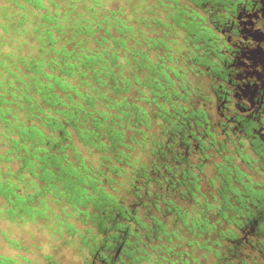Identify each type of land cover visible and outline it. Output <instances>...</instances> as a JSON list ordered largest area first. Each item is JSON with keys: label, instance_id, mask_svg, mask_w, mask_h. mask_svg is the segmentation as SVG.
Here are the masks:
<instances>
[{"label": "trees", "instance_id": "obj_1", "mask_svg": "<svg viewBox=\"0 0 264 264\" xmlns=\"http://www.w3.org/2000/svg\"><path fill=\"white\" fill-rule=\"evenodd\" d=\"M25 1L36 10H45L39 21L33 23V30L44 25L40 32L53 56L19 57L14 69L4 66L0 72V125L7 131L4 135L7 149L1 160L15 159L18 173L26 172L42 182L34 192L21 194L15 183L0 179V195L7 202L8 216L31 220L43 213L44 201H40V206L32 204L37 197L63 198L88 225L85 229L88 235L82 237V242L89 246V253L106 264H154L157 262L154 259L186 258L184 254H190L178 250L180 229L201 237L217 223H232L240 230L246 223L257 238H262L250 242V249L264 260V191H256L236 170L218 165L215 192L210 201H201L198 195L204 194L190 170L165 167L166 180L162 179L166 190L176 191L182 186L179 196L190 208L151 194L147 189L148 170L143 164L131 171L135 179L143 180L134 189V203L126 205L113 193L114 177L121 170L118 164L134 167L131 160L134 145L142 147L147 142L145 129L150 117L146 105H154V116L164 121L167 126L164 133L169 139L184 136L187 128L203 124L200 112L176 104L185 95L175 63L176 31L180 26L188 33L196 28L187 9H180L178 0H153L150 14L161 30L157 37L145 39L146 49L127 46L125 36L132 27L121 22L117 31L122 37L111 38L110 48L87 51L80 46L70 50L65 44L56 46L52 31L61 28L58 13L48 12L43 0ZM157 8L166 13L161 17L156 14ZM22 18L21 23L25 16ZM119 49L129 55L121 58ZM127 64L128 76L118 70ZM11 104L25 110L26 122H18L15 114L13 120L9 118ZM259 124L264 131V119ZM127 131L131 134L126 135ZM80 147L97 154V165L86 162ZM153 148V153L160 155L162 144L154 142ZM258 158L262 159L260 168L264 170V141L259 138ZM178 161L176 158L175 162ZM163 166V163L151 165L162 176ZM23 175L16 177L22 179ZM140 189L148 195V202L141 199ZM150 211L153 213L148 214ZM158 213L170 217L171 223L160 219ZM210 213L214 222L209 220ZM217 235L234 246L226 248V252L214 245L206 246L217 259L214 264H261L256 258L231 259L242 253L237 246L241 237L235 232L221 229ZM214 243L221 245L216 240ZM0 264L15 262L1 259ZM196 264L204 263L196 261Z\"/></svg>", "mask_w": 264, "mask_h": 264}, {"label": "flooded vegetation", "instance_id": "obj_2", "mask_svg": "<svg viewBox=\"0 0 264 264\" xmlns=\"http://www.w3.org/2000/svg\"><path fill=\"white\" fill-rule=\"evenodd\" d=\"M178 2L180 9H187L191 14L189 19L193 20L196 28L188 33L180 26L176 31L175 63L185 86L183 92L185 95L177 99L176 104L188 111L200 112L204 121L198 128H187L184 136L178 135L169 139L164 133L167 130L164 121L154 116V105H144L150 117L149 126L145 129L147 142L142 147L134 145L131 152L134 167L122 162L118 164L121 170L114 177L113 193L126 205L134 203L136 199L134 189L143 183L141 178L135 179L131 172L132 168L135 169L141 164L148 170V191L151 194L156 193L165 196L164 198L173 199L184 208L190 207L186 204V200H182L179 196L182 186L176 191L165 188L166 177L163 170L167 166L190 170L197 179L199 191L204 194L198 195L201 201L204 199L210 201L215 192L216 184L218 185V165L242 173L244 182L256 191H264V170L260 168L262 159L258 158V138L264 141L263 127L259 124L261 119H264L262 107L264 105V0H178ZM161 12L166 13L163 9ZM153 55L154 53L151 54ZM125 66L129 68L128 64L122 67ZM122 67L118 69L121 70ZM130 134L131 132H126V135ZM154 142L162 144L160 155L153 153ZM176 158L179 159L178 162H175ZM157 163L164 165L161 170L163 176L152 170L151 165ZM230 174L234 175V173ZM123 176H126V189L120 194L119 179ZM139 193L141 199L148 202L146 192L140 189ZM127 196H131V202L125 201ZM137 211L142 213L140 208ZM151 213L153 211L148 214ZM157 215L160 219L171 223L170 217L162 213ZM209 220L210 222L215 220L211 213ZM80 222L86 234L79 237L80 248L85 251L84 259H90L88 264H95V261L106 264L99 256L90 254L89 246L82 242V237L88 235L85 231L88 225L81 220ZM243 226L240 230L232 223H217L210 232L201 234V237L180 229L182 238L178 250H185L190 255L184 254L187 259L184 257L154 259L157 260L154 264H196V261L214 264L217 259L209 253L206 246L214 245L224 252L227 251L226 248L234 246L217 235L221 229L231 230L241 237L237 246L242 253L232 256L231 259L256 258L258 262L264 264V260L259 255L256 257L257 252L250 249V242L261 241L262 238L256 237L251 226L246 223H243ZM69 228L75 229L73 225ZM73 232L75 231L70 234ZM215 240L221 245L217 246ZM202 254L206 257H202Z\"/></svg>", "mask_w": 264, "mask_h": 264}, {"label": "rangeland", "instance_id": "obj_3", "mask_svg": "<svg viewBox=\"0 0 264 264\" xmlns=\"http://www.w3.org/2000/svg\"><path fill=\"white\" fill-rule=\"evenodd\" d=\"M153 4V0H43L48 12L58 13L57 21L61 28L52 31L56 46L65 44L69 50L80 46L87 51L110 48L111 38L122 37L117 31L121 22L132 27L125 36L127 46L146 49L145 39L157 37L161 30L152 21L150 10ZM41 12L45 10L34 9L25 0H0V72L4 66L14 69L19 57L48 59L53 56L47 51L49 45L44 44L46 39L40 32L44 25L33 30V23L39 21ZM156 14L163 15L159 8ZM22 15L25 16L23 23ZM119 55L123 58L129 53L119 49ZM121 71L128 75L129 68L122 67ZM9 112L11 120L15 114L18 122H26L24 109L11 104ZM6 133L0 125V179L7 178L15 183L21 194L32 193L42 186V182L26 172L18 173L15 159L1 160L7 149V144H4ZM80 149L89 165H97L96 153L91 154L83 147ZM20 174H24L22 179L16 177ZM119 181V192L123 194L126 176ZM131 200V196L125 199L127 202ZM40 201H44L42 215L29 220L25 216H8L7 202L0 195V260L7 258L15 264H88L90 259H84L85 251L80 248L79 241L80 235L86 234L76 210L63 198L55 199L49 195L37 197L32 204L40 206ZM72 225L74 230L69 228ZM72 231L75 232L70 234ZM95 264L100 263L95 261Z\"/></svg>", "mask_w": 264, "mask_h": 264}]
</instances>
